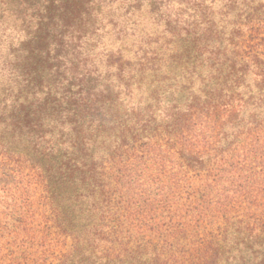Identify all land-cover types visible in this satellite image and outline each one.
<instances>
[{"label":"trees","instance_id":"trees-1","mask_svg":"<svg viewBox=\"0 0 264 264\" xmlns=\"http://www.w3.org/2000/svg\"><path fill=\"white\" fill-rule=\"evenodd\" d=\"M103 1L0 0V264H264V0Z\"/></svg>","mask_w":264,"mask_h":264},{"label":"rangeland","instance_id":"rangeland-1","mask_svg":"<svg viewBox=\"0 0 264 264\" xmlns=\"http://www.w3.org/2000/svg\"><path fill=\"white\" fill-rule=\"evenodd\" d=\"M17 0H9V8H11V10L15 9L16 7V2ZM35 1L34 4L32 6H38L40 9H43L44 7V3L43 0H33ZM113 1V3H112ZM123 0H104L102 4H100L101 7H103L105 10H114V9H118L116 10V13H122L123 10L120 8H116L118 6H120V3ZM256 1V3H254L255 6H257L258 4H260L259 1L261 0H253ZM124 2H127L126 0H124ZM261 3H264V1H261ZM149 3L145 0L142 8L140 11H135L133 13V15H131V24L132 25V31H134L136 33V35L142 37V36H147V38H152V35L150 32H154L156 31V26H155V22H156V18L154 15H149L147 14V7H148ZM20 13V12H19ZM107 15V13H105L104 17ZM5 22L6 24L9 25H16L17 23L14 22V15H7L5 17ZM103 24L105 23V21H102ZM153 26V27H152ZM107 27L103 29V31H100L101 36L103 37V45L106 46L108 49H116L117 46H119V43H116L114 38L111 37V35H108L107 32ZM122 44H125V46H128V48H130L131 46H133V40L132 38L126 37L123 41ZM134 48V47H132Z\"/></svg>","mask_w":264,"mask_h":264}]
</instances>
